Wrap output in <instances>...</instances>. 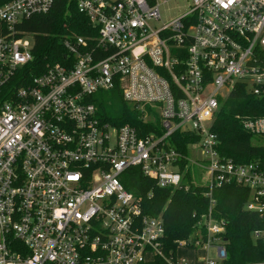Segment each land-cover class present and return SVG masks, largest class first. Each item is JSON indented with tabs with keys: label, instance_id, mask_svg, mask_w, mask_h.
<instances>
[{
	"label": "built area",
	"instance_id": "obj_1",
	"mask_svg": "<svg viewBox=\"0 0 264 264\" xmlns=\"http://www.w3.org/2000/svg\"><path fill=\"white\" fill-rule=\"evenodd\" d=\"M75 1L97 30L95 41L64 37V62L20 86L34 47L24 25L47 15L54 0L0 4V264L165 258L162 217L146 215L121 183L131 168L163 189L179 188L187 171L197 186L234 183L250 192L245 210L264 214V167L222 157L212 132L237 85L264 94V0H184L186 13L159 28L160 6L171 0ZM116 88L162 133L140 138L129 125L104 122L90 98ZM242 123L264 136V118ZM176 132L199 138L187 155L170 141ZM191 149L201 157L192 159ZM203 225L205 240L179 247L214 250L216 259L203 264H221L225 223L210 208Z\"/></svg>",
	"mask_w": 264,
	"mask_h": 264
},
{
	"label": "trees",
	"instance_id": "obj_2",
	"mask_svg": "<svg viewBox=\"0 0 264 264\" xmlns=\"http://www.w3.org/2000/svg\"><path fill=\"white\" fill-rule=\"evenodd\" d=\"M10 0H0V4ZM28 34L34 35L33 61L21 69L18 85H27L42 75L48 66L63 63L66 50L62 39L76 35L94 42L97 30L89 19L78 11L75 0H54L52 10L24 25ZM106 123L115 126L129 125L140 138L161 134L159 123H146L138 109L126 102L121 91L99 92L90 98ZM264 118V94L254 96L243 85L221 101L216 113L212 132L218 138V151L235 164L259 163L264 167V136H254L243 126V119ZM172 145L184 155L187 146L197 143L198 136L176 132L171 137ZM124 188L140 199L146 215L161 216L165 234L162 251L165 258L157 257L145 264H170L177 260L179 243L207 237L204 221L209 215L224 221L225 230L221 241L227 258L221 264H264V235L254 237L255 232L264 233V214L247 212L245 206L250 198L249 190L234 183L221 188L197 186L192 174L187 171L179 188L163 189L145 177L138 168H131L121 177ZM211 192L212 198L206 196ZM211 199L214 205H211ZM192 248H195L193 245ZM198 249V248H197Z\"/></svg>",
	"mask_w": 264,
	"mask_h": 264
},
{
	"label": "rangeland",
	"instance_id": "obj_3",
	"mask_svg": "<svg viewBox=\"0 0 264 264\" xmlns=\"http://www.w3.org/2000/svg\"><path fill=\"white\" fill-rule=\"evenodd\" d=\"M114 1V0H112ZM188 10V5L186 4V2L184 0H171L168 3H164L161 4L160 6V16H161V21L159 23L156 24V27H162L164 25L169 24L170 22H172L173 20L177 19L178 17H180L181 15H183L184 13H186V11ZM256 143L259 144H264V141H256ZM190 157L192 159H199L201 157V152L199 149H191V153H190ZM200 172H196V179L199 181L200 180ZM200 250H204V249H200ZM178 254L179 257L182 258H186V256L192 254L191 252H189V249L185 248V247H179L178 249ZM202 254H200V258H202L201 256ZM211 257H215V251L212 250L210 253Z\"/></svg>",
	"mask_w": 264,
	"mask_h": 264
},
{
	"label": "crops",
	"instance_id": "obj_4",
	"mask_svg": "<svg viewBox=\"0 0 264 264\" xmlns=\"http://www.w3.org/2000/svg\"><path fill=\"white\" fill-rule=\"evenodd\" d=\"M212 250L206 251V250H196V251H192L189 250V252H191L192 254L186 256V258H180L179 254L177 253V258L178 260L182 261L184 260L185 262H187L188 264H203V259L206 257L212 258V259H216V253H215V257H211L210 253ZM200 254H202V258H200Z\"/></svg>",
	"mask_w": 264,
	"mask_h": 264
}]
</instances>
